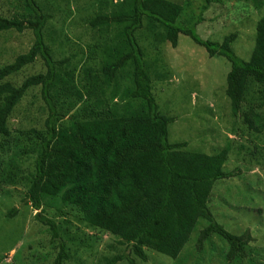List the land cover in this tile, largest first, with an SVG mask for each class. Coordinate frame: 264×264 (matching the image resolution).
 <instances>
[{
	"label": "trees",
	"instance_id": "16d2710c",
	"mask_svg": "<svg viewBox=\"0 0 264 264\" xmlns=\"http://www.w3.org/2000/svg\"><path fill=\"white\" fill-rule=\"evenodd\" d=\"M193 1L92 0V14L82 19L94 41L88 52L99 54V61L91 65L76 35L71 42L62 30L46 27L52 17L43 11L49 7L36 0H0V41L10 33L32 35L26 52L0 66V193L8 200L11 192L6 187L25 189L21 203L36 212L32 221L38 234L33 242L38 244L35 250L45 249L43 262L86 263L82 255L77 257L74 242L88 245L76 241L73 222L84 229L80 237L100 241L106 236L112 242L105 246L112 255H102V264L146 263L152 252L175 261L201 220L206 224L194 243L197 252L217 236L227 244L220 263L245 257L249 232L230 234L215 221L209 206L220 198L212 193L217 181L231 184L248 168L227 167L229 143L206 155L190 151L186 142L168 140V127L175 119L159 111L153 83L167 74L162 76L160 68L158 72L149 65L145 47H176L179 35H184L209 57L226 59L230 70L225 94L231 113L255 137L262 135L264 0H239L250 2L259 13L248 61L231 50L236 33L217 43L202 40L195 32L202 14L216 0H202L196 19L191 16L187 26L182 24ZM4 6L12 13H5ZM61 39L71 45L65 48ZM69 50L76 52L69 55ZM157 60L163 63L161 55ZM29 66H38L39 71L16 82L14 77ZM27 98L37 116L24 115L19 125L13 124ZM220 201L229 206L231 212L224 208L226 215L232 216L237 208L226 199ZM46 209L53 210L51 216ZM17 214L13 206L5 218ZM118 247L123 248L120 253Z\"/></svg>",
	"mask_w": 264,
	"mask_h": 264
},
{
	"label": "rangeland",
	"instance_id": "374dc122",
	"mask_svg": "<svg viewBox=\"0 0 264 264\" xmlns=\"http://www.w3.org/2000/svg\"><path fill=\"white\" fill-rule=\"evenodd\" d=\"M36 1L40 6L49 7L43 11L45 15L52 17L49 18L46 27L51 29L55 26L58 31L62 30V34H67L71 42L76 41L74 39L76 35L81 41L80 44L78 43L79 47L88 54L92 60L91 65H95L99 61V54L88 52V46L93 47L94 41L90 38V30L82 26L84 16L88 13L92 14L94 9L92 0ZM203 4L202 0L193 1L191 10H185L188 17L185 20L181 18L185 22L182 24L187 26L189 22L186 20L191 16L195 20ZM8 10L9 8L4 6L5 13H12ZM257 13L250 2L216 0L202 14L203 22L196 26L195 32L202 40L217 43H221L224 37L236 33L237 38L231 44V50L239 59L248 61L254 45L255 26L259 16ZM0 43L1 66L12 62L16 55L26 52L32 44V35L28 32L10 33L3 35ZM60 43H63L62 39ZM63 44L65 48L71 45L70 41L66 40ZM69 51V55L76 52ZM145 52L149 65L158 72L160 68V75L167 74L163 81L153 83L154 98L159 111L175 119L168 127V140L174 143L186 142L190 151L206 155L218 153L229 143L231 150L227 167L232 169L234 166L229 167V165L239 164L243 168H248L247 173L245 169L243 170L242 178L230 181L232 185L225 181L215 183L212 193L220 198L213 200L214 206H209V209L215 221L230 234L238 236L246 230L250 234L251 239L245 248V257L228 264H264V165H262L264 133L255 137L256 134L248 130L240 117L232 115L225 94L226 76L230 70L228 62L221 57H209L204 48L184 35H179L176 47L162 44L158 48L145 47ZM158 55H161L164 64L159 60L156 61ZM38 71V66H29L23 74L14 77V80L18 82L24 76ZM29 104L28 98L22 101L15 113L13 124L19 125L20 118L24 115L37 116L35 106ZM26 124L27 120L19 127L24 129ZM256 163L261 164L258 166ZM6 189L11 192L8 200L7 196L4 198L0 193V257L3 258V260L0 258V264H50L51 259L46 262L41 260V253H45V249L40 251L34 249L38 246L33 242L38 234V228L32 221L36 212L21 203L25 189L20 186L6 187ZM235 197L240 201H234ZM224 199L235 209L237 208L230 217L224 210L226 208L230 211L229 206L220 204V200ZM13 206L18 209V214L14 218L6 219L5 214ZM46 213L51 216L53 210L46 209ZM203 223L206 224L205 221H199L196 226L197 231L193 232L184 252L175 261L152 252L154 256H149L148 262L141 264H164L157 257L172 261L169 264H224L220 261L223 260L227 244L217 236H213L209 244H206L200 252L196 251L194 243ZM72 225H74L72 231L76 232L73 233L76 241L82 240L88 245V248H83L78 245L79 243L74 242L77 257L82 255V259L86 260L83 264H102L100 263L102 255L108 258L112 255V252L109 255L110 252L105 248L106 245L112 244L108 237H102L100 241L95 238L80 237L84 232L83 227L76 222ZM45 240L47 243L49 238ZM122 250L123 248L118 247L116 252L120 253Z\"/></svg>",
	"mask_w": 264,
	"mask_h": 264
}]
</instances>
